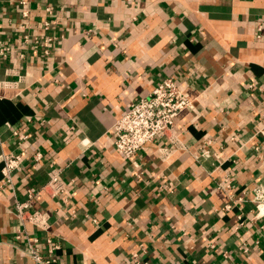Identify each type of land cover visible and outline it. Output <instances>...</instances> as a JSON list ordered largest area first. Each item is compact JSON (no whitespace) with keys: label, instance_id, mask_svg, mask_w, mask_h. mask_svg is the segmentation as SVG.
Instances as JSON below:
<instances>
[{"label":"crops","instance_id":"obj_1","mask_svg":"<svg viewBox=\"0 0 264 264\" xmlns=\"http://www.w3.org/2000/svg\"><path fill=\"white\" fill-rule=\"evenodd\" d=\"M168 78L191 100L175 140L125 158L115 122ZM5 154L23 161L5 184L0 159V264H34L15 239L29 192L50 228L24 230L60 244L53 264H264V0H0Z\"/></svg>","mask_w":264,"mask_h":264},{"label":"built area","instance_id":"obj_2","mask_svg":"<svg viewBox=\"0 0 264 264\" xmlns=\"http://www.w3.org/2000/svg\"><path fill=\"white\" fill-rule=\"evenodd\" d=\"M22 5H27L22 2ZM26 7V6H25ZM48 14H53L52 8H47ZM24 19L30 18V11L26 8L22 12ZM45 29H48L49 23L45 21L41 23ZM24 29L27 25L23 26ZM23 39L26 44H41L45 46V53L50 54V42L53 38L32 37L25 32ZM3 51L5 49H2ZM191 100L186 96L175 80L168 78L158 84L150 95L142 97L134 102L131 107L124 112L115 122L113 131L115 134V146L117 151L127 159H134L139 152L144 150L148 145L153 144L164 138L175 140L174 135L175 121L179 115L189 108ZM14 136L19 142H23L29 138L28 134L21 133L16 130ZM162 157H168L166 149H161ZM42 154L38 153L35 160L40 161ZM3 162V173L5 176V184L12 183V173L20 169L22 157L16 154H5L0 157ZM225 188L230 190L232 183L230 180L225 181ZM43 191L49 192L52 196L57 197L65 193V185L61 180V173L58 169L53 168L49 174V182L42 188ZM252 201L258 210H262L264 206V186L258 185L252 191ZM32 192H29V200L21 202L16 201V214L21 222V228L15 234L18 242H27L29 246V256L34 264H53L55 259L53 255L60 249V244L48 238L46 244L48 246L47 254L43 253L39 244L40 240L30 238L24 230L26 223H31L41 230L50 228L47 214L43 212H32L31 206ZM242 201V198L238 199ZM228 204L226 209H230ZM137 264H140L139 254L134 255Z\"/></svg>","mask_w":264,"mask_h":264}]
</instances>
